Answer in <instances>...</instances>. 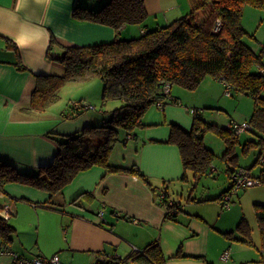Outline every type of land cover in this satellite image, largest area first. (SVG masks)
<instances>
[{"label": "crops", "instance_id": "0c3cea01", "mask_svg": "<svg viewBox=\"0 0 264 264\" xmlns=\"http://www.w3.org/2000/svg\"><path fill=\"white\" fill-rule=\"evenodd\" d=\"M106 2L0 0V159L11 162L21 172L34 173L41 166L51 165L59 152L56 139L100 125L111 117L94 106L103 101L104 84L98 80L69 83L60 90L66 92L64 97L60 95L63 102L53 104L45 112L28 110L36 77L61 75L65 70L62 64L47 57L53 38L58 42L53 47L54 57L61 59L63 46H93L139 38L184 17L192 8L190 0H146V22L125 25L119 31L74 16L77 6L99 10ZM259 42L260 48L250 46L256 53L262 50L264 39ZM171 96L178 103L166 100L164 110L147 112L145 129L136 130L133 139L116 144L112 152V165L125 168L136 165L143 177L127 172L107 173L94 167L79 174L53 197L18 184H9L0 192V213L6 207L11 208V218L28 224L39 242L35 253L24 248V252L17 253L47 258L58 254L65 264H122L133 252L158 242L165 264H264L261 238H252L254 246H249L224 235L235 232L239 226L238 206L227 210L222 201L188 202L190 196L186 193L180 199L170 186L164 187L185 176L181 151L169 143L172 127L177 125L191 131L196 116L192 108L199 110L197 115L205 121L208 109H229L223 102V82L208 77L194 91L172 86ZM75 101L90 104L96 111L78 112L72 106ZM214 119L220 128H227L234 120L221 123L218 117ZM260 154L261 151L257 162ZM240 167L244 166L232 168L229 164L228 170L234 174ZM230 187L231 180L222 193ZM166 193L170 202L182 205L174 220L165 219L167 209L161 202ZM240 193L235 196L240 198ZM260 195L253 197L255 204H264V194ZM102 210L106 212L104 218L98 216ZM33 223L37 224L36 231ZM50 225L54 233L52 237L44 235L42 244V230L45 228L46 232ZM225 251L230 252L229 260L222 259ZM125 264L151 263L129 260Z\"/></svg>", "mask_w": 264, "mask_h": 264}, {"label": "trees", "instance_id": "16d2710c", "mask_svg": "<svg viewBox=\"0 0 264 264\" xmlns=\"http://www.w3.org/2000/svg\"><path fill=\"white\" fill-rule=\"evenodd\" d=\"M145 1L108 0L99 10L77 6L74 16L119 31L125 25H143L146 22L148 13ZM190 2L191 11L169 25L156 27L134 39L93 46H63L61 59L54 57L53 47L58 42L53 38L47 57L62 64L65 70L61 75L36 77L37 85L28 110L45 112L60 100L59 93L65 85L86 83L94 79L104 84L103 102L119 100L122 105L114 109L111 117L102 124L56 139L59 152L53 163L39 167L34 173L21 172L11 162L0 159V192H4L9 184H18L53 197L63 192L79 174L94 167L103 168L107 173L127 172L143 177L136 165L131 168L112 165L111 155L116 144L126 143L129 136L133 138L132 134L137 129L146 127L144 116L151 107L161 100L166 102L163 93L166 84L194 91L205 79L212 77L229 83L233 95L236 91L251 96L254 100V109L249 119L253 126L251 132L259 135L260 140L257 143L248 142L244 150L246 152L255 145L262 147L264 74L258 68L264 69V48L256 53L246 43L247 37H256L244 28L242 19L246 7L264 10V0ZM219 20L221 28L216 31ZM208 132L217 134L227 145L225 157L233 154L235 147L241 143L240 136H236L230 129L220 128L198 115L195 116L191 131L174 125L169 143L177 145L181 151L185 170L183 179H187V172L192 171L197 183L211 170L216 154L204 143ZM228 174L231 180L233 173L230 171ZM259 176L264 182V170ZM226 192L213 199L198 200L190 196L188 202L222 201ZM169 198L166 193L161 204L167 209L165 219L174 220L182 205L170 202ZM255 215L264 250V204H255ZM9 220L0 213V241L5 247L11 246L17 233ZM236 233L242 234V237ZM224 235L231 241L254 246L244 219L235 232ZM129 260L165 264L158 242L133 252L121 263L125 264Z\"/></svg>", "mask_w": 264, "mask_h": 264}, {"label": "rangeland", "instance_id": "374dc122", "mask_svg": "<svg viewBox=\"0 0 264 264\" xmlns=\"http://www.w3.org/2000/svg\"><path fill=\"white\" fill-rule=\"evenodd\" d=\"M242 24L245 25V27L250 31V33L255 34L257 39V41H255V39L247 37L245 39L246 43L249 46L260 48L261 45L259 41H262L264 39V10L256 9L253 7H246L242 19ZM263 48L264 45L262 46V49ZM94 80H98V82H100L99 79H94ZM59 94L61 95V97L62 96L64 97L66 95V92L64 93L63 91ZM62 100L63 98H61L58 102H61ZM223 102L225 103L226 106H228L229 109L226 108L208 109L207 110L208 114L206 117L207 121H210V123L215 124L216 120L214 118L216 117H218V121H220L221 123L230 121L231 119L237 121H245L250 119L254 109V100L251 96L237 93L236 91H234L233 97L224 96ZM120 105L121 102L119 100H108L107 102L101 101L99 104H94L97 111H104L110 115L112 114V111L115 108L119 107ZM164 109L165 108H159L157 105H154L148 110V112L151 110L162 111ZM219 109H226V110H219ZM81 112H86V111H81ZM224 127H226L225 124ZM140 129H145V127ZM239 139L241 143L235 147L233 154H230L227 157H225L227 145L223 142V140L219 136H217V134L213 132H208L205 136L204 143L208 148H210L216 154V157L214 158L212 162V166L210 168L211 170L208 172V174L205 175L201 180H199L196 183L193 172L188 171L187 175L189 179H182L181 181H177V182L170 181L164 187L170 186V188L174 190V195H178L180 199H181V194L183 193H186V195L188 196H191L192 194V197L195 199H203V197L213 199L220 196V194L229 187V183H230L228 177L229 164H232V168L238 167L240 165L244 167H248L250 168V170L254 175H258L261 172V170H264V164L257 162V157L262 147L259 145H255L252 146L249 150H246L245 152L244 146L250 141L257 143L260 140V136L253 132H248L241 135ZM213 167L216 168L218 171L212 173ZM263 186L264 185L256 186L246 191H242L240 193L241 196L240 198H238V196H235L233 198L232 207H231V210H233L236 208V206H238L239 208L238 213H240L239 214L240 221L238 222L240 224L243 219L245 220L246 225L250 229L251 237L254 240L260 239V231H259L258 221L255 215V201L253 200V197L261 196L260 193L264 194ZM158 200L160 201V198ZM9 223L14 228L17 227L16 228L17 233L14 237V241L12 242L9 248L14 252L17 251L21 253L25 251L24 249H26L30 253H35L38 250L37 243L39 245V242L37 241V237L33 236L32 234L33 232H31L29 225L21 224L19 223V221L15 222V217H12L9 220ZM33 225H35V228L33 229L36 231L37 224L33 223ZM47 228L48 229L46 230V232H45V228H43L44 231L42 230L41 233L40 242L42 244H44V238H43L44 235H47L48 237H52L54 233V230L52 229L51 225ZM236 230H237V226H236ZM236 234L242 236V234L239 233ZM0 264H11V258L5 255L0 256Z\"/></svg>", "mask_w": 264, "mask_h": 264}, {"label": "built area", "instance_id": "2783aa9c", "mask_svg": "<svg viewBox=\"0 0 264 264\" xmlns=\"http://www.w3.org/2000/svg\"><path fill=\"white\" fill-rule=\"evenodd\" d=\"M220 28H221V21L219 20L216 26V31H218ZM258 69L262 74H264V69L262 68H258ZM222 82L224 84L225 96L232 97L233 96L232 86L226 81H222ZM171 87L172 86L170 84H166L163 88V93L166 96V100L172 103H178V100H176L175 98L171 96ZM156 105L159 108H165L166 102L164 100H161L157 102ZM72 106L78 112L95 109V107L90 104H86L83 102H76V101L72 103ZM190 110L194 115H197L199 111L194 108ZM227 128L230 129L236 136H241L253 130V126L249 122V120L248 121L231 120ZM131 139H133L132 136H129L127 141ZM259 163L264 164V140L262 144L261 154L259 156ZM213 172H217V169L213 168L212 173ZM262 185H264V182L259 175H254L250 169L238 168L234 172L231 178L230 189L223 195L222 203H223L224 209H227V210L231 209L233 197L235 195H238L241 191L248 190L250 188H253L256 186H262ZM105 214L106 212L102 210L101 212H99L98 216L100 218H104ZM1 215L9 219L13 215V210L9 207H6L5 209H3ZM3 255L9 256L11 258V264H65L63 261H61L58 254H55L54 256L50 258L42 257V256H32V257L25 256V255L12 251L9 247L3 246L2 243L0 242V256H3ZM222 259L229 260L230 252L225 251L222 255Z\"/></svg>", "mask_w": 264, "mask_h": 264}, {"label": "bare ground", "instance_id": "6f19581e", "mask_svg": "<svg viewBox=\"0 0 264 264\" xmlns=\"http://www.w3.org/2000/svg\"><path fill=\"white\" fill-rule=\"evenodd\" d=\"M112 257V256H111Z\"/></svg>", "mask_w": 264, "mask_h": 264}]
</instances>
